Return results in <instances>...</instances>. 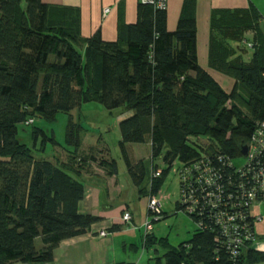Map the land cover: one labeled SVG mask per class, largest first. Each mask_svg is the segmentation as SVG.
Masks as SVG:
<instances>
[{"label":"trees","instance_id":"16d2710c","mask_svg":"<svg viewBox=\"0 0 264 264\" xmlns=\"http://www.w3.org/2000/svg\"><path fill=\"white\" fill-rule=\"evenodd\" d=\"M139 5L140 20L120 25L117 40L106 42L99 32L80 39L78 20L69 8L41 0H0V264H49L61 242L87 234L99 222L78 213L83 198L79 175L93 163L107 176H115L117 164L103 156L104 151L80 152L83 129L71 114L88 103L131 114L118 123V146L136 186L147 174L142 162L130 163L126 146L146 141L150 174L157 170L155 160L169 168L177 163V177L182 169L204 160L205 167L226 177L217 208L200 200L199 217L183 215L194 226L192 237L164 250L154 264L264 260V254L251 249L253 243L243 244L232 255L221 231L226 213L245 217L251 230L254 225L246 207L227 199L238 178L228 163L240 162L241 147L264 121L261 33L257 41L261 17L252 11H234L211 22L208 66L233 80L227 93L198 64L196 25L187 12L188 1L173 32L166 29V10ZM248 31L255 32L250 43L244 40ZM241 50L251 51L249 60H244ZM58 114L68 116L61 145L32 127L36 119L51 123ZM29 120L32 124L27 125ZM21 125L31 126L33 140L42 137L40 151L49 142L66 154V161L56 155L53 161L36 157L17 138ZM199 138H206L208 144L199 145ZM165 175L160 170L158 178L149 177L146 197L158 194ZM178 188L180 196L179 180ZM183 208L178 200L174 215ZM162 242L148 235L143 245L163 248Z\"/></svg>","mask_w":264,"mask_h":264},{"label":"crops","instance_id":"0c3cea01","mask_svg":"<svg viewBox=\"0 0 264 264\" xmlns=\"http://www.w3.org/2000/svg\"><path fill=\"white\" fill-rule=\"evenodd\" d=\"M41 1L46 5L71 9L78 20L79 37L83 40L99 32L104 41L114 42L117 40L119 26L122 24H135L140 20L143 11L138 0ZM187 1V12L195 19V46L198 64L228 93L233 88V80L210 69L208 66L211 22L213 18L222 13L234 11L255 12L261 17L259 30H257V41H260L262 37L259 33L264 37V0ZM184 2L185 0H167L166 29L168 32L175 31ZM105 8H109L110 12L103 16L102 13ZM254 35V31H248L244 34V40L250 43L255 38ZM247 55L248 53L245 51L243 53L245 61L250 58ZM130 115L128 113L127 116L120 118L118 123ZM83 132L84 129L81 135ZM119 141L120 139H118V144ZM90 150L95 152L104 151L103 156L108 158L106 145L98 142L95 146H87L84 149L81 142L80 152L82 155H86ZM55 155L59 161H66V154L62 150H56ZM140 162H135L133 165ZM149 171L146 173V184L143 181L140 186H136L127 171L128 179H125V185L129 187V190L125 191L123 189L124 185L118 179V173L115 176H107L104 170L96 164L89 163L88 168L82 170L79 175L83 185V198L78 203L77 210L81 215L98 218L99 222L94 224L87 234L61 242L54 250L53 261L49 264H149L155 256L158 257L160 253L156 245H153L154 242L149 244L147 248L143 245L144 231L142 224L146 213V194L150 185ZM144 184L147 185L146 188H143ZM157 196L164 197L162 212L166 215V218L176 216L174 215L175 205L179 199L172 204L170 199L163 193L162 186ZM167 204H169V209L165 210ZM124 212L131 215V221L126 224L121 221V215ZM112 227L118 229L110 232L109 230ZM101 231L106 233L104 237L98 235ZM151 238L154 241L160 238L155 236L154 228L149 234V239Z\"/></svg>","mask_w":264,"mask_h":264},{"label":"built area","instance_id":"2783aa9c","mask_svg":"<svg viewBox=\"0 0 264 264\" xmlns=\"http://www.w3.org/2000/svg\"><path fill=\"white\" fill-rule=\"evenodd\" d=\"M142 5L152 6L157 10H166L167 0H138ZM110 9H103V16L109 14ZM32 124V120L27 122V125ZM248 153L244 157L241 155L238 164L228 163L235 170L238 176L236 183L231 186V194H227V199L234 202L235 205L241 208H247L248 219L252 220L254 225L251 228L245 223L246 218L239 213L225 214L221 231L225 238L227 249H230L232 255H236V250L241 248L243 244L254 243L256 223L263 220L262 215L256 214V209L264 207V121L259 123L255 128L247 145ZM206 163L203 160L195 162L191 169H182L179 171L178 180L180 183L181 194L179 203L182 204L183 211L179 214L186 217H199L198 206L200 200L207 201L212 205L213 209L217 208V203L220 202L224 192L222 181L226 177L219 175L217 169L205 167ZM193 173V174H192ZM151 179H156L160 176V171H152ZM227 193V192H226ZM162 196L146 197L145 219L142 224L143 243L145 238L152 232L153 224L162 219ZM164 199V197H163ZM207 205V204H206ZM255 209V211H254ZM150 218H152L150 220ZM123 223L131 221V215L124 212L121 215ZM218 224L220 221L217 220ZM245 223V224H244ZM239 224H241L239 226ZM100 237H104V231L99 232ZM224 241V240H223Z\"/></svg>","mask_w":264,"mask_h":264},{"label":"rangeland","instance_id":"374dc122","mask_svg":"<svg viewBox=\"0 0 264 264\" xmlns=\"http://www.w3.org/2000/svg\"><path fill=\"white\" fill-rule=\"evenodd\" d=\"M247 53V56L249 58L252 53L250 50H247ZM240 93L241 95L244 94L242 90L240 91ZM127 115L128 113H123V111L120 109L108 112L101 105L95 103L83 104L80 110H75L71 114L73 120H78L80 122V125L84 129V132L81 135V142L84 149L87 146H95L98 142L106 145L108 151L107 156L109 159H113L116 161L118 179L121 181L122 185H124L123 189L125 191H128L129 187L125 185V179H128L127 167L118 146V139H120L118 132V120ZM67 120V115L58 114L55 117V120L51 123H46L42 120L36 119L32 127L43 130L47 137L52 135L54 137V140L58 144H63ZM31 129V126H19L17 135L18 140L22 144L29 147L36 157L48 161H53L56 150L61 151V149L52 146L49 142H45L43 151H40L39 149L42 137L38 136L36 140H33ZM198 140L199 145L204 146V143L208 144L206 138H199ZM34 144H36L35 151L33 149ZM126 154L131 164L141 161L145 169V174L148 173L150 166V145L148 144V141L143 144H129L126 148ZM153 163L157 166V170L154 171H166V175L162 185V191L163 193H165L168 199H170V202L174 204L175 201L179 199L178 177L175 173L179 165L177 163H174L169 168L158 160L153 161ZM150 175L151 174H149V177ZM146 177L147 176H145L144 183L147 181ZM145 184L143 188H146L147 185ZM163 196L160 198L161 205H163L164 201ZM168 205L169 204H167V207H165V210L169 209ZM255 213L262 215L263 220L262 222L255 224L256 238L254 243L251 245V249L253 251L264 254V207L256 209ZM151 219L152 218H150V220ZM153 228L155 236L160 237L158 238V242L159 240H163V248L158 247V245L156 246L157 250L160 253L158 256L160 258H162L164 250H166L167 248H176L180 243L188 241L192 237V234L194 232L193 224L189 222V220L185 216L182 215L169 216L164 220H160L159 222L153 224ZM39 246L40 240H37L36 247ZM158 257L155 256L154 259L149 262V264H154L155 260ZM258 264H264V260Z\"/></svg>","mask_w":264,"mask_h":264},{"label":"water","instance_id":"95a60500","mask_svg":"<svg viewBox=\"0 0 264 264\" xmlns=\"http://www.w3.org/2000/svg\"><path fill=\"white\" fill-rule=\"evenodd\" d=\"M243 53H245V50H241ZM240 153L242 156H246L247 153H248V148L246 146H242L241 149H240Z\"/></svg>","mask_w":264,"mask_h":264}]
</instances>
